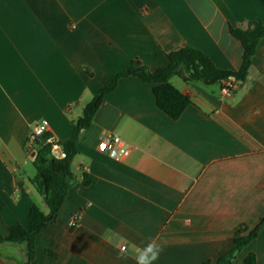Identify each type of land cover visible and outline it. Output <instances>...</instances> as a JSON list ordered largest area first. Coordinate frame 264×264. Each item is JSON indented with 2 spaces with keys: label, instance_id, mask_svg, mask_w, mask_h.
<instances>
[{
  "label": "crops",
  "instance_id": "obj_1",
  "mask_svg": "<svg viewBox=\"0 0 264 264\" xmlns=\"http://www.w3.org/2000/svg\"><path fill=\"white\" fill-rule=\"evenodd\" d=\"M256 21H264L260 0H0V233L26 225L34 204L48 211L32 184L28 140L37 124L48 120L50 136L69 138L115 72L133 60L154 71L187 45L239 71L244 48L231 27ZM172 80L191 99L176 120L136 76L105 96L80 135L76 182L58 219L36 237L38 264H136L137 249L153 239L164 248L155 264H217L237 228L259 224L264 40L231 96L222 84ZM113 134L128 156L99 150ZM85 174L96 181L85 184ZM250 253L264 264V227L232 264ZM0 264H31L25 245L1 244Z\"/></svg>",
  "mask_w": 264,
  "mask_h": 264
},
{
  "label": "trees",
  "instance_id": "obj_2",
  "mask_svg": "<svg viewBox=\"0 0 264 264\" xmlns=\"http://www.w3.org/2000/svg\"><path fill=\"white\" fill-rule=\"evenodd\" d=\"M260 2L264 5V0H260ZM231 33L242 43L244 48L243 63L239 71L218 68L206 53L191 45L169 52L167 54L169 63L154 71L149 70L140 61L133 60L125 68L115 72L111 77V83L102 88L86 105L82 116L74 121L72 135L59 141L63 147V157L55 156L52 144L48 142L51 137L49 133L39 135L34 145L33 165L37 174L32 179V184L43 196L48 211L45 212L34 204L27 216L26 225L15 224L7 228L6 234L0 233V245L3 243L25 245L28 262L38 264L36 237L57 221L60 208L66 200L69 190L76 182L72 164L78 154L77 146L80 135L91 127L105 96L117 87L122 78L136 76L142 81L152 84L157 106L175 120L180 118L191 104V99L172 84V78L178 77L186 84L192 81H201L208 85L230 83L231 91H233L236 81H245L258 46L264 40V21L252 22L246 29L231 27ZM95 181V177L85 174V184ZM263 227L264 217L253 229L237 228L232 239V249L221 256L217 264H232L237 254L259 235ZM245 264H256L254 253H250L246 257Z\"/></svg>",
  "mask_w": 264,
  "mask_h": 264
},
{
  "label": "built area",
  "instance_id": "obj_3",
  "mask_svg": "<svg viewBox=\"0 0 264 264\" xmlns=\"http://www.w3.org/2000/svg\"><path fill=\"white\" fill-rule=\"evenodd\" d=\"M223 92L227 95V96H231L232 95V91L230 89V83H226L223 86ZM48 129H49V122L48 120H43L41 121L39 124L36 125L35 131L30 135V138L28 140V148L34 150V145H35V140L36 138L41 135V134H45L48 133ZM48 142L52 144V149L55 152L56 150H62V156H64L63 153V147L60 145V142L58 140H56L54 137H50L48 139ZM98 148L100 151L102 152H110V153H114L116 155L119 156H128L130 153V148L128 146V144L126 143V141L124 139H122L120 136L118 135H106L102 138V140L100 141ZM76 218L72 221V225L75 226L76 225Z\"/></svg>",
  "mask_w": 264,
  "mask_h": 264
},
{
  "label": "clouds",
  "instance_id": "obj_4",
  "mask_svg": "<svg viewBox=\"0 0 264 264\" xmlns=\"http://www.w3.org/2000/svg\"><path fill=\"white\" fill-rule=\"evenodd\" d=\"M163 251V245L158 243L156 239H153L143 248L137 249L134 257L136 264H155Z\"/></svg>",
  "mask_w": 264,
  "mask_h": 264
},
{
  "label": "rangeland",
  "instance_id": "obj_5",
  "mask_svg": "<svg viewBox=\"0 0 264 264\" xmlns=\"http://www.w3.org/2000/svg\"><path fill=\"white\" fill-rule=\"evenodd\" d=\"M172 81L177 86H181V84L183 83L182 80H180V78H178V77H174ZM30 167L33 169V171L35 172V174H37V170H36L35 166L33 164H31Z\"/></svg>",
  "mask_w": 264,
  "mask_h": 264
},
{
  "label": "water",
  "instance_id": "obj_6",
  "mask_svg": "<svg viewBox=\"0 0 264 264\" xmlns=\"http://www.w3.org/2000/svg\"><path fill=\"white\" fill-rule=\"evenodd\" d=\"M233 79H235V78H233ZM54 154H55V156H57V157H61L62 156V150H56L55 152H54Z\"/></svg>",
  "mask_w": 264,
  "mask_h": 264
}]
</instances>
